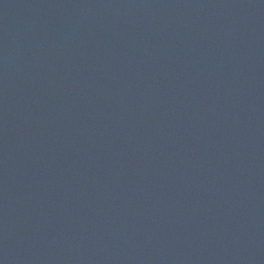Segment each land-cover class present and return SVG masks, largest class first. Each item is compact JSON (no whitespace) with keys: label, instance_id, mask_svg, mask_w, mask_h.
Segmentation results:
<instances>
[{"label":"water","instance_id":"water-1","mask_svg":"<svg viewBox=\"0 0 264 264\" xmlns=\"http://www.w3.org/2000/svg\"><path fill=\"white\" fill-rule=\"evenodd\" d=\"M0 264H264V0H0Z\"/></svg>","mask_w":264,"mask_h":264}]
</instances>
